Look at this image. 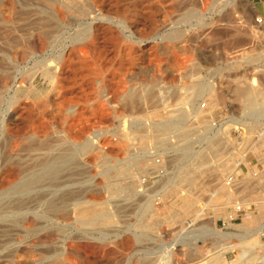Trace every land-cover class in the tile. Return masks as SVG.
Wrapping results in <instances>:
<instances>
[{
  "label": "bare ground",
  "instance_id": "6f19581e",
  "mask_svg": "<svg viewBox=\"0 0 264 264\" xmlns=\"http://www.w3.org/2000/svg\"><path fill=\"white\" fill-rule=\"evenodd\" d=\"M18 1L3 0L4 3L0 4V19L15 23L11 32L3 30L0 35V68H5L8 63L15 67L10 80L0 79V98H5L4 101L9 104L2 113L0 111V215L54 216L68 213V202L72 200L81 224L108 222L111 212L105 208L103 200L95 197L81 199L77 196L84 182L77 186L73 180L75 169L69 165L77 153L95 154L91 159L99 167L101 155L112 157L118 160L115 170H121L120 174L135 176L132 164L138 165L139 160L145 161L147 165L166 164L159 155V158L155 157L154 150L194 152L189 164L197 165L203 147L209 150L221 148L222 139L216 134H209V130L217 124L211 109L220 101L221 95L215 91L214 82L207 83L206 80L205 83L195 76L200 63L194 56L195 48L192 45L183 47L189 55L181 57L176 53L180 46L174 41L183 38L188 26L193 32L199 25V20L196 22L195 19L205 16L219 4L233 6L234 16L238 17L236 12L247 0H60L67 11L61 5L54 6L51 12L54 20L43 16L34 17L42 11L17 7ZM232 15V12L227 14L229 22H234ZM27 18L30 20L26 21ZM258 21L262 20L259 18ZM245 22H238L240 32H243ZM251 32L264 35V29L261 31L255 26H252ZM164 40H168V43H159ZM109 52L112 53L110 58ZM147 52L151 57L144 59L143 55ZM245 56L244 51L242 57ZM252 57L253 61L260 58L257 54ZM136 66L141 67L140 71L134 69ZM165 66L169 74L162 76ZM261 69H256L251 78L242 76L240 85L233 89L243 113L254 114L257 118L264 113V107L259 104L264 96ZM104 72L111 74L107 76ZM176 74L179 75L178 79ZM40 77L44 78L47 86H54L60 97L54 103L55 111L61 116L58 124L48 122L45 110L40 111L34 105L36 98L45 94ZM160 78L167 79L169 85L166 88L158 87ZM134 79L140 82L130 84ZM119 81L121 84L117 86L116 82ZM89 83H97L102 87H93L87 94L68 95L70 85L84 88ZM102 97L108 102H115V106V100L122 99L124 109H117L116 115L131 113L130 131L125 143L121 144L125 150L128 147L136 149L137 154L135 157L131 155L125 162L120 160L123 149L118 148L119 145L116 146L117 143L108 137V134L117 132L100 128L104 118L91 117L89 123L84 124V115L87 113L85 105L89 104L96 114L105 112L107 104L100 100ZM170 97L182 103L178 114H157L159 109L155 106L156 101L162 102ZM140 98L154 102L151 113L139 114L134 110ZM48 102L51 100L42 102L43 106ZM72 107L75 116L70 118L67 113ZM190 115L196 125L188 128L185 121ZM238 121L245 125L241 119ZM171 137H177V140ZM133 139L134 144L129 143ZM199 146L201 148L197 150ZM122 162V166H118ZM185 171L180 176L188 179L191 170ZM100 174L104 178H111V170H104ZM107 186L110 193H117L123 188L114 182L107 183ZM228 188L226 178L220 191L227 192ZM229 195L227 203L237 200L236 195L230 192ZM255 198L260 205H264V199L250 196V199ZM240 202L245 207L248 198L244 197Z\"/></svg>",
  "mask_w": 264,
  "mask_h": 264
},
{
  "label": "rangeland",
  "instance_id": "374dc122",
  "mask_svg": "<svg viewBox=\"0 0 264 264\" xmlns=\"http://www.w3.org/2000/svg\"><path fill=\"white\" fill-rule=\"evenodd\" d=\"M2 1L0 0V4L4 3ZM20 1L16 3L17 7H24L25 10L40 9L42 12L34 15L38 18L43 16L54 20L51 12L53 7L58 5L67 11L60 0ZM232 9L231 5L227 7L219 4L205 14L207 18L203 16L204 19H195L196 22L199 20V25L193 32L189 26H185L183 38L174 41L180 46L176 53L181 57L189 55L183 47L192 45L195 48L194 56L198 58L197 62H200L195 76H199L204 82L207 80V83L214 82L215 91L221 95L220 101L211 109L217 124L209 130L210 135L216 134L222 139L221 148L209 150L203 147L200 150L203 145L200 144L197 148L200 150L197 165L189 164L194 152L184 153L176 149L154 150L155 157L160 156L166 164L147 165L145 161L139 160L138 165L132 164L135 176L120 174L121 170H115L118 160H113L112 157L104 158L101 155L98 159L99 167L91 159L95 154L77 153L73 162L69 163L76 172L73 180L77 186L81 185L80 182H84L85 187L88 186H82L77 196L81 199L95 197L103 200L105 208L111 212V219L98 224H81L80 217L73 209L72 200L68 202V213L62 212L54 216L15 215L19 220L15 216L0 215V264H264V211L261 208L264 205H260L256 198L250 199L252 195L264 199V113L260 118L254 114H244L240 108V100L233 91L240 85L242 76L251 78L256 69L261 68L264 75V35H254L251 32L252 26L262 31L264 22L258 21L259 17L250 0L236 12L238 17L234 16ZM231 12L234 22H229L227 17ZM29 20L27 18L26 21ZM242 20L246 22L243 32H240L238 22ZM14 27L15 23L12 21L5 22L0 19V35L3 30L11 32ZM244 51L246 56L242 57ZM256 54L260 58L253 61L252 56ZM111 56L112 53L109 52V58ZM149 57V52L143 55L144 59ZM140 68L136 66L134 69L140 71ZM13 72L14 65L8 63L5 68H0V79L10 80ZM162 73V76L169 74L166 66ZM110 74L111 72H104V75ZM175 77L178 79L179 75L176 74ZM165 78H160L158 87L163 89L169 85ZM25 80L28 81L29 78ZM40 82L45 94L37 97L34 105L40 108V111L45 110L48 122L58 124L61 116L55 111L54 103L59 101L60 97L54 86L46 85L44 78L40 77ZM132 82L140 80L134 79L129 83ZM116 84L120 86L121 82ZM99 86L102 87L97 83H89L81 88L72 84L68 88V95L74 97L77 93L87 94L93 87ZM4 99L0 98L1 113L9 105ZM46 99L51 102L43 106L42 102ZM100 100L108 105H105L107 111L99 115L93 112L89 104L85 105L87 115L83 116L86 121L84 124H88L91 117L104 118L100 128L116 131V134L110 133L108 137L117 143L116 146L119 145L118 148L123 149L122 144L130 131L131 113L129 111L125 115H116L117 109H124L122 99L115 100L116 106L115 102H108L104 97ZM27 101L31 102L30 99ZM259 102L261 107H264V96ZM155 104L159 109L157 114L168 116L178 114L182 107V103L173 97L162 102L156 101ZM153 105L152 100L140 98L137 99L134 110L139 114H149ZM73 112L72 107L67 113L68 117H74ZM192 118L190 115L186 119V127L196 125ZM238 119L245 125H241ZM171 139L177 140V137ZM134 141L135 139L130 140L129 143L134 144ZM123 150L121 154L124 156L121 155L120 160L124 162L129 160L131 155L135 157L137 154L136 149L131 147ZM122 164L123 162L118 166ZM186 169L191 170L188 179L180 176ZM104 170H111L110 179L100 174ZM229 175H234L236 180L233 185L228 184L227 192H221L220 186ZM106 182L119 183L124 189L110 193L107 191ZM236 190L248 198L245 211H238L236 208V205L241 203L240 199L227 203L229 192L235 195ZM77 196L74 198H78ZM248 214L256 219L255 222L248 218Z\"/></svg>",
  "mask_w": 264,
  "mask_h": 264
},
{
  "label": "crops",
  "instance_id": "0c3cea01",
  "mask_svg": "<svg viewBox=\"0 0 264 264\" xmlns=\"http://www.w3.org/2000/svg\"><path fill=\"white\" fill-rule=\"evenodd\" d=\"M250 1L252 2L258 17L262 20V22H264V0H250ZM239 193H240V191L236 190L235 195L237 196V200L240 199V201H241L242 199H244V197H247L245 194H239ZM261 208L264 211V207H261ZM248 218H250V220L252 222H255L254 221L255 218H253V216L251 214H248ZM259 232H261V231H259Z\"/></svg>",
  "mask_w": 264,
  "mask_h": 264
},
{
  "label": "built area",
  "instance_id": "2783aa9c",
  "mask_svg": "<svg viewBox=\"0 0 264 264\" xmlns=\"http://www.w3.org/2000/svg\"><path fill=\"white\" fill-rule=\"evenodd\" d=\"M235 180H236V178H235L234 175H229L228 178H227V182H228L229 185H233ZM236 208H237L238 211H245L246 210V208L242 204H238V206Z\"/></svg>",
  "mask_w": 264,
  "mask_h": 264
}]
</instances>
